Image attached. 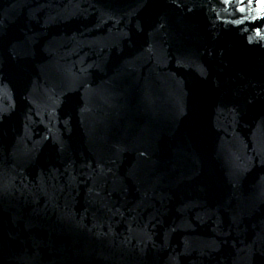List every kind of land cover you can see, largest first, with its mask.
Segmentation results:
<instances>
[{"label":"water","instance_id":"95a60500","mask_svg":"<svg viewBox=\"0 0 264 264\" xmlns=\"http://www.w3.org/2000/svg\"><path fill=\"white\" fill-rule=\"evenodd\" d=\"M0 264H264V0H0Z\"/></svg>","mask_w":264,"mask_h":264}]
</instances>
